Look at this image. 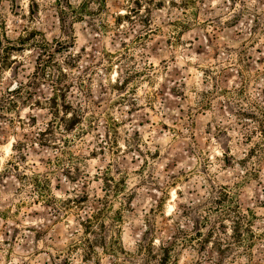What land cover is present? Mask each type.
Returning a JSON list of instances; mask_svg holds the SVG:
<instances>
[{
    "label": "clouds",
    "instance_id": "9594fccd",
    "mask_svg": "<svg viewBox=\"0 0 264 264\" xmlns=\"http://www.w3.org/2000/svg\"><path fill=\"white\" fill-rule=\"evenodd\" d=\"M0 264H264V0H0Z\"/></svg>",
    "mask_w": 264,
    "mask_h": 264
}]
</instances>
